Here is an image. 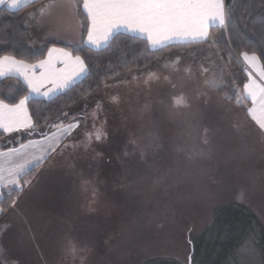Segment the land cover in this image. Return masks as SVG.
<instances>
[{
	"label": "rangeland",
	"instance_id": "rangeland-1",
	"mask_svg": "<svg viewBox=\"0 0 264 264\" xmlns=\"http://www.w3.org/2000/svg\"><path fill=\"white\" fill-rule=\"evenodd\" d=\"M149 71L152 78H132ZM213 77L219 87L205 83ZM241 78L217 45L191 46L62 112L45 133L60 120L79 127L34 179L23 178L31 183L0 221V251L17 264H188L193 247L201 248L193 264H264V149L253 153L252 132L225 118L234 116ZM180 96L189 103L175 107ZM96 129L105 139L89 144ZM27 132L0 152L42 139L25 140ZM249 239L253 252L237 255ZM225 245L236 248L227 257Z\"/></svg>",
	"mask_w": 264,
	"mask_h": 264
},
{
	"label": "snow or ice",
	"instance_id": "snow-or-ice-1",
	"mask_svg": "<svg viewBox=\"0 0 264 264\" xmlns=\"http://www.w3.org/2000/svg\"><path fill=\"white\" fill-rule=\"evenodd\" d=\"M37 3L39 0H0V6L13 11ZM81 7L86 14V23H80L79 27L86 30V38H82L79 47L73 49L75 52H85V49L89 52L92 50L98 52L105 49L122 30L144 37L152 49H162L169 46L170 42H198L214 47L219 37H212L210 28L227 26L231 21L232 13L225 0H82V4L77 0H48L27 15L37 19L38 22L51 23L57 8L78 12ZM54 53L62 57L58 61L63 65L62 68L57 69L53 64ZM212 55L216 53H212L206 60L211 61ZM229 55L231 56V53ZM240 55L249 65H254L260 58L255 52L249 54L245 51ZM89 59L87 55H73V52L56 48L49 49L48 57L36 63H28L14 55H0V80L16 77L18 81L22 80L27 85L28 90L18 102H9L10 94L0 98V130L3 133L28 130V135L38 131V122H34L28 113L30 99L34 96H42L51 101L60 94H66L77 81H82L91 74L87 62ZM213 66V63H209L208 67L201 65V74L208 73ZM139 75H148L152 78L154 73L150 71L146 74L133 73L132 78L136 79ZM114 76L119 77L121 73L116 72ZM219 79L213 77L205 83L211 87H219ZM249 80V83L244 84L247 97L253 104L248 112L259 126L260 134L264 135V73L261 74L260 82L252 78L251 73ZM44 88L46 91L41 92ZM111 99L113 103L119 102L118 97L113 96ZM237 100L239 102V98ZM173 103L175 107H180L187 105L189 101L180 96L175 98ZM257 105H259L258 111ZM99 108L98 104L97 109ZM146 110L147 106L142 112ZM61 115L67 117L69 113L63 112ZM79 123L75 118L67 123L60 120L59 123L52 125L55 131H51L50 135L45 132L40 133L41 140H28L18 148H10L7 153L0 152V157H24L23 162L11 163L7 169L0 166V189L11 186L7 192L9 197L12 191H22L24 185L31 183L30 180H23V176L39 168L52 153L62 152L61 145L79 127ZM105 136L102 129H96L94 137L93 134L88 133L86 139L89 144L93 138L99 143L105 139ZM155 143L153 140L152 145L154 146ZM67 146L64 144V147ZM30 149L34 151H29ZM5 171L7 175L4 174ZM3 195L4 193L0 191V197ZM16 206L17 200L12 199L9 208L14 210ZM6 211L7 209L0 207V214ZM188 231L191 232L192 229ZM189 243H191L190 239ZM251 244L250 239L246 240L240 245L236 254L252 253ZM6 251V249L0 251V264H17L16 260L6 255Z\"/></svg>",
	"mask_w": 264,
	"mask_h": 264
},
{
	"label": "trees",
	"instance_id": "trees-1",
	"mask_svg": "<svg viewBox=\"0 0 264 264\" xmlns=\"http://www.w3.org/2000/svg\"><path fill=\"white\" fill-rule=\"evenodd\" d=\"M225 3L232 9L230 23L227 26L210 28V35L214 38L219 37L217 47L229 64L236 69L241 68L239 57L245 51L255 52L264 66V0H225ZM24 9L13 11L6 7L0 8V55H14L18 59L34 63L44 59L51 46L66 47L55 42H49L41 49L32 47L29 30L23 23ZM81 15L83 23H86L85 13L81 12ZM85 34L86 30L83 29L82 38ZM193 45L209 46L205 43H176L162 49H152L145 38L120 32L113 38L109 46L98 52L96 50L89 52L87 49L85 52L74 51L75 54L90 57L87 62L91 74L82 81H77L66 94H60L51 101L36 96L31 98L28 103V110L32 120L38 122V131L31 135H28L27 132L25 140L31 136L40 135L41 132H46L62 112L79 104L86 96L89 97L94 94L107 83L123 77L129 73V69L135 71L147 68L162 54L169 51L184 50ZM116 72H120L121 76H114ZM12 80L15 79L0 80V98H4V95L8 94V85L9 87L12 85L15 87V91L10 94L9 102H18L23 95L27 94V86L20 81H16L15 84L10 83ZM244 81L245 76L242 75L240 87L243 86ZM228 92L230 93V91ZM19 134L20 132L14 136L13 140H10L9 138L12 136L0 130V146H16L21 142ZM37 173L35 168L23 178L30 177L32 180ZM25 190L26 186L24 185L22 191H13L11 197L7 194L3 196L0 203L7 211L0 217L6 215L11 209L9 208L11 200L19 197ZM227 246H223L225 257L230 256L236 249L233 245ZM200 249L193 248V258L198 257L199 253L201 254ZM210 254L207 252L204 256ZM197 264H211V261L209 257H203L201 261H197Z\"/></svg>",
	"mask_w": 264,
	"mask_h": 264
},
{
	"label": "crops",
	"instance_id": "crops-1",
	"mask_svg": "<svg viewBox=\"0 0 264 264\" xmlns=\"http://www.w3.org/2000/svg\"><path fill=\"white\" fill-rule=\"evenodd\" d=\"M48 0H39V3L33 4L29 7H24L23 11V23L28 28L30 33V43L31 46L36 49L44 48L49 42H55L65 45L66 47L61 46H51V48L56 49H65L66 51L73 52V55H77L74 53L73 49L79 47V42L82 39V31L79 27L80 23H83V18L81 15V12H83L82 7L79 9V11H67L62 8H57L54 11V18L51 23L47 21H40L38 22L37 19H34L32 16L27 15V13L34 11L35 9L39 8L40 4L47 3ZM78 3L82 4V0H77ZM2 8V6H0ZM86 15V14H85ZM210 31V30H209ZM125 32V31H121ZM131 35L140 36L136 33H129L125 32ZM86 38V34L84 36ZM144 38V37H142ZM176 43H183V42H170L169 45L176 44ZM198 43V42H194ZM196 46V45H193ZM198 46V45H197ZM151 47V46H150ZM48 49V50H49ZM48 50L47 54L44 59L48 57ZM251 54V53H249ZM62 59L58 54H53V64L57 69L62 68L63 65L58 63V61ZM29 63V62H28ZM36 63V62H34ZM239 63L241 64V74L245 76V81L243 83V86L239 88V94H236V97L240 99L238 105L236 106H230L229 114H233V117H225L227 120L232 121V123H235L237 129L241 126H244L246 130H250L251 137L254 138L255 142L252 146V152H259L260 148L263 147L264 149V135H261V130L259 129V126L256 124V122L252 119V116L249 114L248 109L253 107V104L250 100V98L247 97V94L244 90V84H247L250 82L249 80V74L251 73L252 78L257 80V82H260L261 74L264 73V66L261 63L260 59H258L254 65H249L246 61H244L243 57L240 55L239 57ZM15 80H12L10 83L15 84L17 80L16 77H12ZM20 82L23 83L22 80ZM26 85V84H25ZM27 86V85H26ZM8 94H12L15 91L14 86L8 85ZM46 91V88L41 89V92ZM36 97H42V96H36ZM44 98V97H42ZM257 111L259 110V105L256 106ZM228 109V107H226ZM29 113V110H28ZM30 115V113H29ZM31 116V115H30ZM230 137H237V134L235 132H229ZM258 144V146H257ZM257 157H264V154L262 153L261 156ZM23 162V157H0V166L7 169L11 163H19ZM7 171H5L4 174H6ZM8 187H3L0 189L5 194H7ZM3 195V196H4ZM3 197H0V200ZM0 207L1 203H0ZM1 215V214H0ZM5 216V215H4ZM3 219V216L0 217V221Z\"/></svg>",
	"mask_w": 264,
	"mask_h": 264
},
{
	"label": "water",
	"instance_id": "water-1",
	"mask_svg": "<svg viewBox=\"0 0 264 264\" xmlns=\"http://www.w3.org/2000/svg\"><path fill=\"white\" fill-rule=\"evenodd\" d=\"M189 258L191 259H188V264H193V247H192V251H191Z\"/></svg>",
	"mask_w": 264,
	"mask_h": 264
}]
</instances>
